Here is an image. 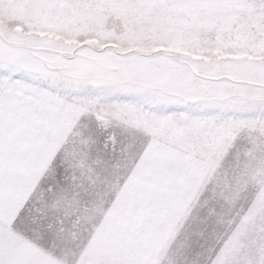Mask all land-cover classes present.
Returning <instances> with one entry per match:
<instances>
[{
	"label": "snow or ice",
	"instance_id": "snow-or-ice-1",
	"mask_svg": "<svg viewBox=\"0 0 264 264\" xmlns=\"http://www.w3.org/2000/svg\"><path fill=\"white\" fill-rule=\"evenodd\" d=\"M0 264H264V0H0Z\"/></svg>",
	"mask_w": 264,
	"mask_h": 264
},
{
	"label": "rangeland",
	"instance_id": "rangeland-1",
	"mask_svg": "<svg viewBox=\"0 0 264 264\" xmlns=\"http://www.w3.org/2000/svg\"><path fill=\"white\" fill-rule=\"evenodd\" d=\"M76 135L77 134L72 132L71 128L67 129L60 147L63 148L64 144L68 145L64 150L68 169L71 171L73 177H75L77 173H80V175L89 182L91 189L89 195L91 198L86 202H82L73 196L70 200H66V204L68 205L67 211L74 214L78 213L79 218L87 224L103 211L105 199L108 193L116 187L118 176L114 171L101 176H97L95 172H91V174L85 172L75 159L76 155L79 153V141L74 139ZM231 179L232 177L229 173H226L224 178H220L219 176L214 177L213 191H222V188L226 186ZM72 187L74 189L75 185ZM182 243L181 241H177V244L180 246H182Z\"/></svg>",
	"mask_w": 264,
	"mask_h": 264
}]
</instances>
